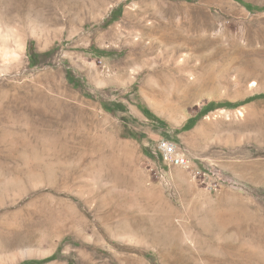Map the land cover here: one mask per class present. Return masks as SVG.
<instances>
[{
	"label": "rangeland",
	"instance_id": "374dc122",
	"mask_svg": "<svg viewBox=\"0 0 264 264\" xmlns=\"http://www.w3.org/2000/svg\"><path fill=\"white\" fill-rule=\"evenodd\" d=\"M261 97L264 0H0V264H264Z\"/></svg>",
	"mask_w": 264,
	"mask_h": 264
},
{
	"label": "built area",
	"instance_id": "2783aa9c",
	"mask_svg": "<svg viewBox=\"0 0 264 264\" xmlns=\"http://www.w3.org/2000/svg\"><path fill=\"white\" fill-rule=\"evenodd\" d=\"M153 155L171 168L189 169L191 167L190 158L184 152L180 151L177 144L166 139L159 141L156 154L153 153ZM161 177L165 180V173L163 171L161 172Z\"/></svg>",
	"mask_w": 264,
	"mask_h": 264
},
{
	"label": "trees",
	"instance_id": "16d2710c",
	"mask_svg": "<svg viewBox=\"0 0 264 264\" xmlns=\"http://www.w3.org/2000/svg\"><path fill=\"white\" fill-rule=\"evenodd\" d=\"M246 8H248L249 10H254L256 9L255 7H253L252 5H249V4H245ZM38 59L37 56H33L32 59ZM261 98H264V97H261ZM104 108L107 110V111H118L119 110V107L118 105H111V104H108V103H104L103 104ZM191 126V125H189ZM190 127H185L184 130H189ZM42 263V262H41ZM25 264H29V263H25Z\"/></svg>",
	"mask_w": 264,
	"mask_h": 264
}]
</instances>
